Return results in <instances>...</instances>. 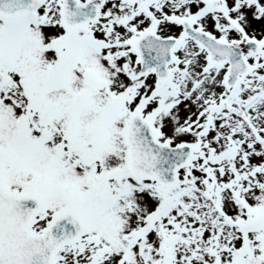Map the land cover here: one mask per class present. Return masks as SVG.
<instances>
[{"label": "snow or ice", "instance_id": "obj_1", "mask_svg": "<svg viewBox=\"0 0 264 264\" xmlns=\"http://www.w3.org/2000/svg\"><path fill=\"white\" fill-rule=\"evenodd\" d=\"M0 264H264V0H0Z\"/></svg>", "mask_w": 264, "mask_h": 264}]
</instances>
